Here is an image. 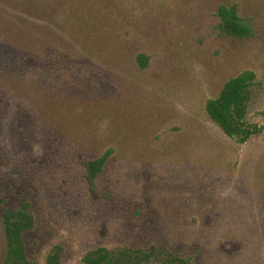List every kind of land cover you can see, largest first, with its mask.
Instances as JSON below:
<instances>
[{
  "label": "rangeland",
  "instance_id": "rangeland-1",
  "mask_svg": "<svg viewBox=\"0 0 264 264\" xmlns=\"http://www.w3.org/2000/svg\"><path fill=\"white\" fill-rule=\"evenodd\" d=\"M47 2L0 0V264L2 216L24 206L31 264H82L97 247L141 249V264H264V0H91L97 21H120L123 58L105 59ZM220 5L247 34L221 32ZM245 70L258 130L239 144L204 107ZM108 150L90 179L85 164Z\"/></svg>",
  "mask_w": 264,
  "mask_h": 264
},
{
  "label": "trees",
  "instance_id": "trees-1",
  "mask_svg": "<svg viewBox=\"0 0 264 264\" xmlns=\"http://www.w3.org/2000/svg\"><path fill=\"white\" fill-rule=\"evenodd\" d=\"M39 1L42 8L51 9L52 6L47 1H51L56 8H63L62 17L59 18L62 24H67L72 32L73 41L75 43L84 42L82 51L88 56H94L95 59L102 57H121L123 58L124 44L118 36L110 34L118 29L120 21L118 16L111 19L108 17L105 23L97 21L96 10L90 5L91 0H33ZM103 0H95L96 3ZM114 2V0H110ZM116 9V6H112ZM118 7V6H117ZM39 9V8H38ZM45 10V9H44ZM112 13L108 9H105ZM117 11V9H116ZM115 11V12H116ZM216 16L220 19L219 28L225 35L232 37H243L247 34L248 28L245 20L238 14L236 6L220 5L216 10ZM110 20V21H109ZM91 22V24H89ZM109 22V23H108ZM84 23V24H82ZM88 25L90 38L88 41L82 39V34L78 35V30ZM73 30L74 32L73 36ZM64 31V30H63ZM76 45V44H75ZM77 45V46H78ZM60 50V57H79L80 51L70 48ZM92 53V54H91ZM137 62L141 68L147 65V57L139 55ZM69 72V71H68ZM257 75L250 70H245L229 79L223 85L219 95L216 98L209 99L205 103V113L208 118L213 121L221 131L229 138L235 140L239 144L246 143L258 130L257 125H251L246 121L247 105L250 98L251 86L255 83ZM262 82L264 84V71L262 74ZM111 152L108 150L102 156L95 160H91L85 164L87 175L90 179H94L102 171V168L108 160ZM3 224L5 228V238L7 242V251L5 264H31L26 258L25 246L23 243V234L32 228L33 219L27 211V206L14 213L3 214ZM155 249L153 248V252ZM150 254L145 251L138 250H119L114 251L106 247H97L86 252L82 259V264H141L146 262ZM51 262V259L49 260ZM172 256L163 264H177ZM180 264H183V262Z\"/></svg>",
  "mask_w": 264,
  "mask_h": 264
}]
</instances>
